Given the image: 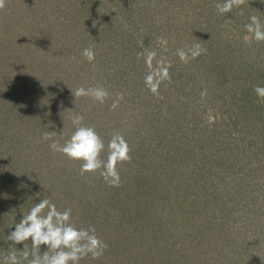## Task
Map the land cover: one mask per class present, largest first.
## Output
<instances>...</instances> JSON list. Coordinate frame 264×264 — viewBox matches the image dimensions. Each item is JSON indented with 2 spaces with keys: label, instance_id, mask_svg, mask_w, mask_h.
Here are the masks:
<instances>
[{
  "label": "rangeland",
  "instance_id": "obj_1",
  "mask_svg": "<svg viewBox=\"0 0 264 264\" xmlns=\"http://www.w3.org/2000/svg\"><path fill=\"white\" fill-rule=\"evenodd\" d=\"M224 0H7L0 10V264L7 235L35 203L94 226L103 256L80 264H264V42L249 17L264 0L218 13ZM207 49L187 63L178 49ZM93 48L95 61L82 52ZM171 62L159 96L137 53ZM104 87V103L75 97ZM206 91L205 96H201ZM73 92V93H72ZM118 101V107L112 103ZM83 115L105 145L125 137L121 184L54 152ZM107 158V148L102 154ZM47 209H45V212ZM31 250V242H26ZM41 246V254L45 251ZM26 264V262H25Z\"/></svg>",
  "mask_w": 264,
  "mask_h": 264
},
{
  "label": "clouds",
  "instance_id": "obj_2",
  "mask_svg": "<svg viewBox=\"0 0 264 264\" xmlns=\"http://www.w3.org/2000/svg\"><path fill=\"white\" fill-rule=\"evenodd\" d=\"M6 3L7 0H0V10L5 9ZM245 3L246 0H224L215 7L218 13L223 15L230 13L234 7L240 8ZM249 21L245 29L251 36L245 39L249 42L253 39L256 42H264V23H261L256 15L250 16ZM206 51L207 49L202 48L200 44H195L188 51L178 49L176 55L182 62L187 63L189 59H195ZM82 55L89 63L95 61V51L91 47L85 48ZM156 57L157 52L152 50L146 49L137 53V58H143L148 68V74L144 77L145 86L153 95L159 96L160 84L171 80L169 74L171 62L161 57L154 66L153 61ZM253 91L259 100L264 101V87L257 85ZM73 95L91 97L93 101L104 103L109 93L102 86L78 87ZM205 95L206 91L201 93L202 97ZM116 107L118 101L112 103V108ZM71 121L75 131L63 144L53 139L54 132L43 133L42 139L52 141L49 147L54 152L61 153L72 161L80 162L81 175L99 173L110 187H119L121 184L119 165L131 161V149L123 134L114 132L106 146L94 127L84 125L83 115L74 114ZM106 148L107 158L103 159L102 154ZM71 211L70 208L58 210L57 206L47 198L35 203L28 214L23 215L22 219L15 223L14 230L7 235L10 245H23V248L20 249L19 256L16 251L10 250L4 258V264H25V262L26 264H80L85 257L99 259L103 256L108 245L96 235L94 226L77 228L72 223ZM28 241L31 242V250L26 243ZM41 246L46 248L43 254H41Z\"/></svg>",
  "mask_w": 264,
  "mask_h": 264
}]
</instances>
